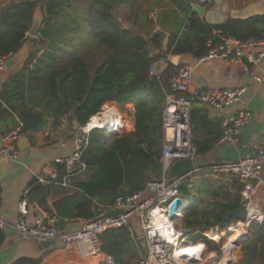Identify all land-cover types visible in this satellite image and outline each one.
<instances>
[{"label":"trees","instance_id":"16d2710c","mask_svg":"<svg viewBox=\"0 0 264 264\" xmlns=\"http://www.w3.org/2000/svg\"><path fill=\"white\" fill-rule=\"evenodd\" d=\"M193 3L200 2L24 0L0 9V59L12 55L19 59L0 88V136L13 130L19 134L39 131L49 118L58 124L64 116L78 119L83 126L108 101H115L124 115L121 135L92 133L84 159L95 171L76 191L54 202L48 210L50 218L61 222L94 219L119 196L138 193L148 181L163 177L165 91L175 66L169 63L158 79L150 73L151 64L169 54L201 58L223 36L264 40V14L210 23L193 10ZM201 5L209 7L213 0ZM38 6L44 20L38 37L33 38L28 31ZM121 6L128 12L124 25L118 12ZM167 33L170 40L163 50ZM6 127L10 129L5 131ZM198 127L192 114L193 141L201 155L211 147H202L194 138ZM191 184L181 187L191 201L181 209L176 224L187 243L204 242L209 251L218 249L204 232L246 221L244 185L235 177L205 173ZM124 230L106 231L115 234L118 249L123 238L127 240ZM248 231L241 255L231 264H264V221L253 223ZM106 245L104 238L102 250L110 254ZM12 264L38 261L23 257ZM115 264H121L118 257Z\"/></svg>","mask_w":264,"mask_h":264},{"label":"built area","instance_id":"2783aa9c","mask_svg":"<svg viewBox=\"0 0 264 264\" xmlns=\"http://www.w3.org/2000/svg\"><path fill=\"white\" fill-rule=\"evenodd\" d=\"M209 1L199 0L201 4ZM7 58L0 59V72L5 69ZM214 58L232 64L240 62L259 64L264 60V40L242 41L232 36H223L222 40L211 45L208 53L198 58V61ZM194 71V64L180 63L175 66L169 79V90L165 91L162 121L163 177L159 180L148 181L146 185L150 192L148 198L140 200L141 192L119 196L116 203L121 205L124 211L118 214L104 212L102 215L88 220L77 229L64 231L56 228L53 222H47L43 218L38 219L34 224L26 222V216L29 214L28 191L18 206L19 217L15 224L18 234L29 237L38 243L46 241L69 243L76 247L82 257H87L101 251L100 236L103 233L111 229L127 227L130 224L131 215L138 212L148 249V255L142 257L139 264H152L151 260H155L156 264H204L208 250L204 242L191 244L196 245L195 252H198L196 256L192 258L177 256L179 251L189 244L185 242V236L176 221L171 219L170 207L173 201L178 198L183 201L184 207L189 204V200L182 194L181 187L187 182V176L190 173L172 178L169 177V169L176 161L188 158L195 162V170L192 173L201 169L197 163L201 157L192 141V114L195 105L204 103L217 109L234 105L240 100L245 88H198L194 86L193 82ZM150 73L160 79L162 70L160 71L153 63L150 66ZM121 114L116 106L103 104L101 109L80 127L74 138V152L67 157L56 159L54 164L49 165L41 174H37V183L47 186L70 187L75 175L89 169L84 159V153L91 143L92 133L96 130H105L109 134L121 135L124 131ZM251 117L250 110L240 109L233 119L225 118L222 122L223 131L217 140V145H237L241 129ZM19 135L18 131H13L0 142V155H8L11 162L19 161L17 146ZM208 168L216 176L235 177L243 183L242 201L247 209V218L244 223L247 228L253 223H261L264 215L254 205V199L257 184L262 182L264 146L259 147L253 155H249L239 162L214 161ZM177 211L180 214L181 208ZM5 226L6 222L0 215V229ZM228 244H230V239L223 245L222 256L215 264H231L237 260V254L236 256L230 254L227 256L226 246ZM199 252L200 258H198ZM108 260L110 264H114L111 257Z\"/></svg>","mask_w":264,"mask_h":264},{"label":"crops","instance_id":"0c3cea01","mask_svg":"<svg viewBox=\"0 0 264 264\" xmlns=\"http://www.w3.org/2000/svg\"><path fill=\"white\" fill-rule=\"evenodd\" d=\"M12 2L14 0H0V9ZM203 8V16L208 22L221 23L229 17L248 18L264 14V0H213V5L203 6ZM170 35V33H167L165 37L163 50L168 48ZM18 60L17 55L7 58L5 69L0 72V88L7 73L14 70ZM184 62L192 63L195 66L193 76L195 87L245 88L240 100L234 105L222 109L210 107L206 104L197 106V103L195 105L193 115L194 121L198 123L199 130L194 134V138L202 147L210 146L211 150L200 155L201 159L197 162L201 168L200 171L188 174L187 182L189 186H192L191 182L199 173L216 176L208 167L215 161L213 151L218 147L217 140L223 131L222 122L225 118L233 119L236 117L240 109H248L252 113L251 119L242 127L237 143L241 155L244 157L253 155L259 147L264 146V60L259 64L248 62L232 64L217 58L200 62L192 54H183L180 63ZM169 63L168 55L155 62L156 67L162 72L169 66ZM107 104L117 107L115 101H108ZM121 115L124 120V115ZM75 120L78 121L76 118L64 116L58 124H55L54 118H49L41 130L25 134L28 148L19 150V161L10 162V165L6 167L5 172L0 176V215L6 222V226L0 229V264H12L23 257L36 259L38 264H110L109 257L113 259L114 264L115 257H118L121 264H139V260L148 255L146 243L142 240L143 229L138 212L131 215L130 224L126 227L127 230H124L127 233V240L123 238V242L131 243L130 245L123 243L121 249H118L115 245V234L112 231L106 232L100 236L101 251L87 257H82L72 244L53 241L50 246L44 247L41 243L18 234L15 228L19 217L18 206L28 191V200L29 196L38 190H44L45 192L42 199L37 200L34 204H29V214L25 219L28 224H34L38 219L43 218L47 222L54 223L58 221L59 228L67 231L77 229L88 221L85 219H64L61 222L57 218H50L48 210L53 208L55 201L76 191L80 183L87 182L95 168L90 166L86 172L75 175L72 185L68 188L60 185H42L36 181V175L41 174L49 165L54 164L56 159L67 157L74 152V138L81 127L79 121L77 128L74 126L73 121ZM9 129L10 127H6L5 131ZM13 131L1 135L0 142ZM193 144L197 147L195 141H193ZM88 162H93V159H88ZM140 192V200H145L150 196L147 188ZM254 205L264 215V171L262 182L257 184ZM122 211H124V208L115 203L110 207L102 208L100 215L104 212L118 214ZM204 233L206 236L211 237L209 239L215 245H218V249L207 250L206 255L208 257L206 264H215L221 258L223 245L230 235L234 237L236 242L242 239L244 234H248L249 231L244 221H240L232 224L227 229L215 227L206 230ZM103 237L106 238V246L110 254L102 250ZM184 238L187 242V237ZM188 244L191 245L192 243L188 242ZM239 250L241 251V247L237 250V255ZM233 253L236 256L234 250ZM241 253L242 251L239 256ZM151 263L156 264L157 262L151 260Z\"/></svg>","mask_w":264,"mask_h":264},{"label":"water","instance_id":"95a60500","mask_svg":"<svg viewBox=\"0 0 264 264\" xmlns=\"http://www.w3.org/2000/svg\"><path fill=\"white\" fill-rule=\"evenodd\" d=\"M192 8L194 11H196L199 15H203L204 8L200 3H193ZM44 20V13L41 9V6H38L35 10L33 22L31 25L30 30L28 31V35L37 38L40 30L42 28ZM169 62L174 65L178 66L180 64L181 55L180 54H169L168 55ZM204 105V103H198L197 106ZM74 126L77 128L78 121H73ZM103 132H106L105 130ZM17 146L19 150H26L28 148L27 145V139L25 134H20L17 139ZM214 159L215 161H232V162H239L241 159H244L245 157L241 155L239 148L237 145H231V144H223L218 146L213 151ZM10 159L9 156L6 154L0 155V176L5 172V169L8 165H10ZM195 170V162L192 159H182L179 161H176L173 163L169 169V177H178L185 175L187 173L193 172ZM44 190H38L34 193H32L29 196V204H34L37 200H40L44 196ZM184 203L181 199H175L170 207V216L171 219L174 221H177L180 217V214L177 210H180L184 207ZM54 226L56 228H59V222L55 221ZM250 237V234H246L242 239L239 240L237 246L241 247V244L243 241L248 239ZM142 240L145 241L144 236L142 237ZM44 247H48L52 244V241H46L41 243Z\"/></svg>","mask_w":264,"mask_h":264},{"label":"bare ground","instance_id":"6f19581e","mask_svg":"<svg viewBox=\"0 0 264 264\" xmlns=\"http://www.w3.org/2000/svg\"><path fill=\"white\" fill-rule=\"evenodd\" d=\"M118 115H120V114H118ZM230 237H231V242H230V244H228L226 246L227 256L229 254L234 256L233 250H234L235 254H237V248H238L237 244H238L239 240H237L235 242L234 237L233 236H230ZM195 249H196V245H189L187 247L182 248L179 251V253L177 254V256L178 257L188 256L189 258H192V257L196 256V254L198 253V252H195ZM198 258H200V252H199Z\"/></svg>","mask_w":264,"mask_h":264},{"label":"rangeland","instance_id":"374dc122","mask_svg":"<svg viewBox=\"0 0 264 264\" xmlns=\"http://www.w3.org/2000/svg\"><path fill=\"white\" fill-rule=\"evenodd\" d=\"M21 1H24V0H14V2H21ZM118 12H119V15H120V20H121V23H122V25H124V17H125V15H126V13H128L127 12V9L125 8V7H123V6H121V7H119L118 8ZM94 133H97V132H94ZM110 137V135L109 134H107L106 135V138L108 139ZM189 204H190V201H189ZM230 236H232V235H230ZM228 237V239L230 238V242H231V237ZM228 239H227V241H228ZM239 249H240V247H239ZM240 250H239V253H238V255H237V259H238V257H239V254H240ZM206 260H208V257H206ZM210 261V260H209ZM207 262L205 261V263L204 264H206Z\"/></svg>","mask_w":264,"mask_h":264}]
</instances>
